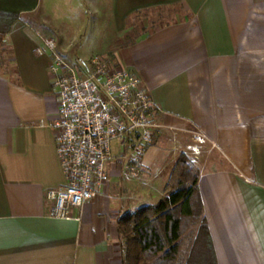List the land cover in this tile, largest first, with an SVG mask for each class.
I'll return each mask as SVG.
<instances>
[{"label":"crops","instance_id":"obj_1","mask_svg":"<svg viewBox=\"0 0 264 264\" xmlns=\"http://www.w3.org/2000/svg\"><path fill=\"white\" fill-rule=\"evenodd\" d=\"M88 1L105 6L114 33L103 51L72 53L80 27L64 31L45 14L37 22L41 0L0 45L10 63L0 66V264H123L118 219L164 195L178 161L170 132L210 150L197 165L198 188L218 264H264V0ZM159 7L178 15L120 43L132 17ZM49 39L73 61L113 52L142 79L163 125L146 145L138 187L115 143L104 189L66 218L54 217L46 198L66 183Z\"/></svg>","mask_w":264,"mask_h":264},{"label":"built area","instance_id":"obj_2","mask_svg":"<svg viewBox=\"0 0 264 264\" xmlns=\"http://www.w3.org/2000/svg\"><path fill=\"white\" fill-rule=\"evenodd\" d=\"M50 50V73L58 98L52 122L65 185L49 189L51 214L70 217L104 189L114 144L120 156L137 162L146 145L163 126L156 105L142 79L124 65L95 55L89 60L69 61L54 39Z\"/></svg>","mask_w":264,"mask_h":264},{"label":"trees","instance_id":"obj_3","mask_svg":"<svg viewBox=\"0 0 264 264\" xmlns=\"http://www.w3.org/2000/svg\"><path fill=\"white\" fill-rule=\"evenodd\" d=\"M39 0H0V45ZM200 170L183 152L164 195L118 219L123 264H218L198 188Z\"/></svg>","mask_w":264,"mask_h":264},{"label":"rangeland","instance_id":"obj_4","mask_svg":"<svg viewBox=\"0 0 264 264\" xmlns=\"http://www.w3.org/2000/svg\"><path fill=\"white\" fill-rule=\"evenodd\" d=\"M60 1H62V3ZM104 8L105 6L100 5L93 6L88 0H41L39 8L35 13H33L32 16L37 22H39L41 20L38 18H43V14H45L47 17L51 18L53 25L70 33L74 32L78 29V27H80L79 33L77 34L79 35L77 42L78 46H75V48L73 47L71 52L75 53V51H77L78 55L86 56L90 55L92 51H103V48L106 47L105 45L110 43V41L115 38L106 12L104 13ZM176 11L177 8L175 7H159L141 11L139 14H136L135 17H132V19L128 22L129 28L120 38V43L132 42L140 34L144 33L148 29L172 20L178 15ZM38 25L44 29L42 24L38 23ZM6 51L7 49L5 48V53H0V66L3 68H9L10 66L8 61L9 56ZM60 53L66 58L68 57L67 59L69 61L73 62V60L69 59L71 53L67 54V56L61 51ZM95 55L100 56L107 62H118L116 55L113 52L107 54H102L100 52L95 53L86 60H89ZM165 136L169 140V145L176 146L174 147L175 151H177L175 159H179L181 154L185 152L188 155L191 164L197 167V165H199L204 158L209 157L210 150L208 147L203 146V144L197 141V139L193 138L191 134L182 135L180 133L176 134L170 132L165 134ZM154 141H152L150 144L154 143ZM122 157L123 174L125 176L130 175L136 182H134V186L137 185L138 187L139 182L137 180L142 175V157L137 162L128 161L129 155L127 154ZM175 159L173 162H171L170 168L174 166ZM114 186L116 187V185ZM117 187L118 191H120V184L117 183ZM127 192L128 191L126 190L122 191V193ZM126 198L127 200H131V198H128V196ZM139 203H144V201H138L137 203L132 204L131 208L136 207Z\"/></svg>","mask_w":264,"mask_h":264}]
</instances>
